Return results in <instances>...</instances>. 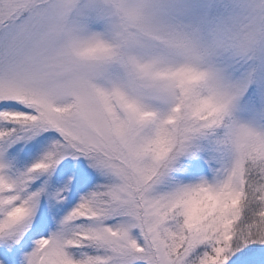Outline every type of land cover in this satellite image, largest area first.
Masks as SVG:
<instances>
[{"label":"snow or ice","instance_id":"1","mask_svg":"<svg viewBox=\"0 0 264 264\" xmlns=\"http://www.w3.org/2000/svg\"><path fill=\"white\" fill-rule=\"evenodd\" d=\"M0 264H264V0H0Z\"/></svg>","mask_w":264,"mask_h":264}]
</instances>
